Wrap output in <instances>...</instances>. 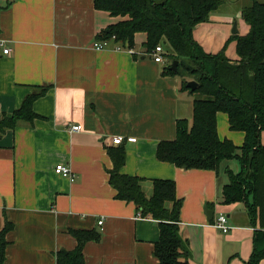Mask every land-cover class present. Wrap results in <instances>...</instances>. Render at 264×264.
Segmentation results:
<instances>
[{"label":"crops","instance_id":"0c3cea01","mask_svg":"<svg viewBox=\"0 0 264 264\" xmlns=\"http://www.w3.org/2000/svg\"><path fill=\"white\" fill-rule=\"evenodd\" d=\"M252 2L223 0L196 27V39L217 52L232 35L247 34L242 9ZM117 20L97 10L95 0H0V39L11 48L0 52V120L34 86H49L34 103L40 118L0 139V230L6 220L14 224L5 264H57L60 251L77 246L72 230L100 233L84 246L85 264H160L158 221L118 199L110 184L108 147L120 144L126 147L122 172L143 178L148 195L154 179L176 182L190 264H246L259 226L251 224L245 203L222 202L226 170L184 169L157 158L159 143L176 138L178 119L192 122L194 95L181 89L180 77L164 72L167 58L156 62L147 52L146 33L136 34L135 54L115 49V42L96 49L98 34ZM236 46L232 41L227 48L233 60ZM217 122L221 139L243 144L245 133L230 129L228 114L219 112ZM75 124L82 129L72 131ZM116 136L122 143L112 142ZM59 163L72 168L75 181L55 172ZM220 213L229 217L227 233L215 225Z\"/></svg>","mask_w":264,"mask_h":264},{"label":"trees","instance_id":"16d2710c","mask_svg":"<svg viewBox=\"0 0 264 264\" xmlns=\"http://www.w3.org/2000/svg\"><path fill=\"white\" fill-rule=\"evenodd\" d=\"M223 0H95L97 10L106 11L118 20L98 34V40L115 41L126 48H135L136 34L146 33L143 44L150 53L163 45L166 58L179 61L177 71L169 63L164 72L181 78V89L194 95L193 120L178 119L174 140L161 141L157 148L160 161L184 169L219 171L225 164L229 182L223 187L222 202L245 203L255 231L253 251L246 264H260L264 259V1L253 2L242 9L249 25L245 35H232L217 52L207 51L196 39L194 31L208 22L219 10ZM232 41L237 42V59L227 53ZM168 50V51H167ZM198 82L194 91L187 86ZM49 86H34V90L14 111L3 113L0 139L8 130L21 123L33 124L40 115L34 110L35 101L44 96ZM228 114L230 129L245 133L242 145L231 139H221L217 115ZM113 161L110 184L116 197L136 204L144 217L158 221L160 238L154 255L160 264H190L189 243L180 235L183 200L178 198L173 180L154 179L148 195L143 178L122 172L126 163L123 144L108 147ZM237 161L236 171L228 164ZM14 228L9 220L0 230V264H5L8 233ZM78 243L72 251H60L57 264H85L84 246L98 240L95 230H72Z\"/></svg>","mask_w":264,"mask_h":264},{"label":"built area","instance_id":"2783aa9c","mask_svg":"<svg viewBox=\"0 0 264 264\" xmlns=\"http://www.w3.org/2000/svg\"><path fill=\"white\" fill-rule=\"evenodd\" d=\"M116 37L113 36L110 40H97L94 43V47L98 50L106 49L109 47L111 42L116 43L115 49L117 50H127L132 54H135V49L134 48H126L123 47L120 43H117L115 41ZM0 52L3 54H10L11 53V48L6 46L5 40L0 39ZM149 54L153 57V59L156 62L164 63L166 61V50L164 46L158 45L155 49H153ZM72 131H79L82 129L81 125H72L70 128ZM123 141L122 136H116L113 138V143L114 144H120ZM55 172L63 177L69 178L71 181H75L76 179V174L72 170V168L65 163H59L55 167ZM100 224L103 223V220H100ZM215 225L218 229H220L222 232L227 233L230 230V223H229V217L225 213H220L218 217L215 219Z\"/></svg>","mask_w":264,"mask_h":264},{"label":"water","instance_id":"95a60500","mask_svg":"<svg viewBox=\"0 0 264 264\" xmlns=\"http://www.w3.org/2000/svg\"><path fill=\"white\" fill-rule=\"evenodd\" d=\"M233 32H235V33L237 32L236 24H235V27H234ZM178 64H179V61H178V60H174L172 66H171V69L174 70V71H177V69H178ZM187 86L191 89V91H194V90L196 89V87L198 86V82L195 81V80H191V81H189V82L187 83ZM205 209H206V211H208L207 206H206ZM208 217H209V219H212V217H213L212 213L209 212V213H208Z\"/></svg>","mask_w":264,"mask_h":264},{"label":"rangeland","instance_id":"374dc122","mask_svg":"<svg viewBox=\"0 0 264 264\" xmlns=\"http://www.w3.org/2000/svg\"><path fill=\"white\" fill-rule=\"evenodd\" d=\"M167 51H168V50H167ZM174 60H175L174 57H173V58L170 57V59H168V63H173ZM192 120H193V118H192ZM191 123H192V122H191ZM191 123H190V124H191ZM227 163L233 165L234 163H237V161H229V162H227ZM225 164H226V163H225ZM225 164H224V165L222 166V168H221V170L223 171V174L225 173V172H224V170H225V166H226Z\"/></svg>","mask_w":264,"mask_h":264}]
</instances>
